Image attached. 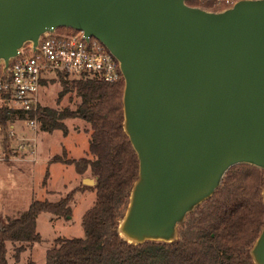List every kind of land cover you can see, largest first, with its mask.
Returning <instances> with one entry per match:
<instances>
[{"label":"water","instance_id":"95a60500","mask_svg":"<svg viewBox=\"0 0 264 264\" xmlns=\"http://www.w3.org/2000/svg\"><path fill=\"white\" fill-rule=\"evenodd\" d=\"M186 1L0 0L4 69L57 27L95 37L118 61L138 160L118 232L134 244L176 239L231 166L264 170V0L219 11ZM261 195L264 206V183ZM250 254L264 264V221Z\"/></svg>","mask_w":264,"mask_h":264},{"label":"trees","instance_id":"16d2710c","mask_svg":"<svg viewBox=\"0 0 264 264\" xmlns=\"http://www.w3.org/2000/svg\"><path fill=\"white\" fill-rule=\"evenodd\" d=\"M186 3L218 10L197 0ZM58 76L62 85L60 96L67 90H75L81 102L74 110L59 112L41 107L38 121L49 131L65 128L61 121L65 118L79 117L89 124V171L95 183L82 184V188H74L56 201L33 200L19 216L0 223V264H7V241L29 245L38 241L36 217L42 212L67 216L73 195L84 189L95 191L93 205L82 215L84 236L56 239L46 251L45 264H253L250 249L264 221L260 188L264 170L246 163L231 166L213 194L186 215L173 241L127 242L118 232V223L138 176V160L123 130L124 81L106 83L86 78L69 81L64 73ZM13 116V111L0 109L5 147L9 144L8 120ZM42 183L45 184V179ZM19 252L17 249L14 256Z\"/></svg>","mask_w":264,"mask_h":264},{"label":"rangeland","instance_id":"374dc122","mask_svg":"<svg viewBox=\"0 0 264 264\" xmlns=\"http://www.w3.org/2000/svg\"><path fill=\"white\" fill-rule=\"evenodd\" d=\"M58 75L46 80L38 94L39 103L42 108L47 107L58 112L74 110L81 99L75 90H67L60 96L62 85ZM65 78L69 81L85 79L71 75H66ZM61 121L65 128L49 131L41 127L40 121L36 127L28 128L16 116L8 120V124L15 125L12 135L7 130L8 143L13 146L26 143L24 145L30 151H11L7 160L0 161V223L19 216L33 200L56 201L82 184L94 185L82 182L84 179L95 181L89 171V124L79 117ZM0 141H5L1 128ZM52 159L54 160L51 161ZM94 200L95 191L84 189L73 195L70 202L71 212L67 216L40 213L36 217L35 229L39 240L31 245L27 242L7 241V264H45L46 251L55 244L56 239L83 237L82 215L93 205ZM179 230L180 225L177 227L176 236ZM17 249L20 252L15 257ZM251 260L252 263V256Z\"/></svg>","mask_w":264,"mask_h":264},{"label":"built area","instance_id":"2783aa9c","mask_svg":"<svg viewBox=\"0 0 264 264\" xmlns=\"http://www.w3.org/2000/svg\"><path fill=\"white\" fill-rule=\"evenodd\" d=\"M237 1L197 0L218 8L211 11L229 8ZM59 73L106 83L123 80L118 61L98 39L86 37L81 30L57 27L43 32L35 46L26 42L17 55L9 59L5 69L0 65V109L13 111L17 120L28 128L36 127L41 108L38 94L46 80ZM8 128L12 135L14 123L8 124ZM24 144L5 147L0 141V161L7 160L11 151H30Z\"/></svg>","mask_w":264,"mask_h":264},{"label":"crops","instance_id":"0c3cea01","mask_svg":"<svg viewBox=\"0 0 264 264\" xmlns=\"http://www.w3.org/2000/svg\"><path fill=\"white\" fill-rule=\"evenodd\" d=\"M15 126V125H14Z\"/></svg>","mask_w":264,"mask_h":264}]
</instances>
